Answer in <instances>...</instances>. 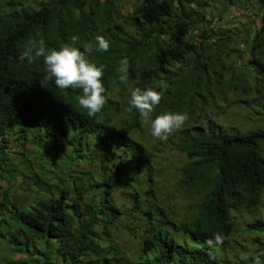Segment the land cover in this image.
Wrapping results in <instances>:
<instances>
[{
	"label": "trees",
	"instance_id": "16d2710c",
	"mask_svg": "<svg viewBox=\"0 0 264 264\" xmlns=\"http://www.w3.org/2000/svg\"><path fill=\"white\" fill-rule=\"evenodd\" d=\"M122 1L42 0L36 6L25 4L0 13V183L8 182L0 192V242L24 256L7 264H227L219 249L229 247L237 214L255 211L262 204L264 130L231 134L212 122L206 129L180 135L175 145L185 157L176 186L194 201V214L179 221L157 203L145 144L115 124L118 103L109 92L124 85L118 79L119 61L127 57L128 82H134V89L155 88L156 81L165 80L170 89L163 92L155 113H176L204 101L201 95L209 91L213 58L210 39L217 33L208 14L192 6L193 0H138L128 16L119 8ZM259 3L262 25L251 38L254 49L264 43V0ZM116 19L125 20L114 27ZM198 29L200 41L195 39ZM73 35L79 37L74 46L82 51L85 43L93 46L87 59L104 69L107 103L94 118L78 104L81 90L62 91L54 81L48 89L41 86L43 58L33 64L19 60L30 39H43L47 48L59 49L71 44ZM97 36L109 42L108 51L96 50ZM232 37L229 32L218 36L225 53ZM240 53L243 58V50ZM253 63L264 67L262 59ZM241 74L247 91L255 89L256 82L244 68ZM128 113L138 128L140 114L135 109ZM32 132H36L34 140L51 141L59 153L62 144L70 145L73 159L61 156L64 176L57 182L30 177L38 193L44 194L23 208L12 199L13 183L7 180L11 170L7 135L27 140ZM115 146L127 154L122 161ZM102 155L106 158L98 159ZM88 156L99 179L90 169L72 167V161L79 164ZM125 162L133 175L120 174ZM143 172L146 181L140 177ZM17 175H24V170ZM117 190L132 194L129 210L115 203ZM134 213L146 216L141 252L136 256L118 245L109 231L121 216L138 221ZM179 230L186 236L183 241L175 234ZM246 230L252 235L248 255L229 264H254L256 257L264 264V241L259 237L264 222L247 223ZM101 233L111 237L108 246L102 244ZM217 233L222 243L215 241Z\"/></svg>",
	"mask_w": 264,
	"mask_h": 264
},
{
	"label": "rangeland",
	"instance_id": "374dc122",
	"mask_svg": "<svg viewBox=\"0 0 264 264\" xmlns=\"http://www.w3.org/2000/svg\"><path fill=\"white\" fill-rule=\"evenodd\" d=\"M41 1L0 0V13L8 12L12 8L25 4L36 6ZM136 3L138 0H123L119 8L128 16ZM192 6L208 14L211 27L217 35L210 39L213 58L211 65H209V91H203L201 95V98L204 99L203 102L198 100L190 109L183 106L179 110L180 113H186L189 117L184 127L169 137L166 142L159 141L151 135L150 122L144 123L140 119L138 128L131 123L128 110L134 82L113 88L109 92L112 101L118 103L117 110L114 108L117 113L115 120L117 127L142 141L147 148V161L154 177L153 189L157 203L169 213L171 212L172 216L179 221L189 219L195 212L194 201L188 199L176 186V181L180 177V167L185 160L184 155L175 147L180 135L193 133L197 128L206 129L209 122L231 134L246 135L258 129L264 130V67L253 63L258 59H262L264 62V43L254 49L251 42L256 30L260 29L262 25L259 0H193ZM123 20L125 19H116L114 27L123 24ZM227 32L231 33L233 37L228 46V52L225 53L224 48L219 47L220 39L218 36L225 35ZM200 33L199 29L195 33L197 41L201 40ZM241 50L244 52L243 58H240L241 53L239 54V52ZM242 68L251 75L252 83L256 82L255 89L250 90V92L244 87ZM182 109H187V111H182ZM162 113L170 112L163 110L156 114L154 111L153 119ZM33 133L36 132H32L27 140L18 138L15 134L7 135L9 143L6 148V156L11 160L7 165V168H11L7 174V180L13 183L10 192L12 199L23 208L29 207L44 194L43 191L41 194L38 193V187L31 181L30 177H41L49 183L57 182L64 176L61 156L67 157L68 160L73 159L70 145L62 144L59 153V150L54 149L51 141L39 138L34 140L32 138ZM114 150L122 155L121 161L127 156L120 147L115 146ZM102 158H106V156L98 157V159ZM90 161V156L86 160L79 161V164L72 161V167L80 166L84 170L90 169L95 172V165ZM23 170L24 175H17ZM95 173L99 179L100 175ZM120 174L125 176L134 174L130 163L125 162L123 164ZM140 177L144 181L147 180L145 172L141 173ZM7 186L8 182L2 181L0 192ZM137 187L141 186L137 185ZM99 196L96 195L97 198ZM113 198L117 206L123 210H129L134 203V198L130 192L117 190L113 194ZM134 216L138 217L139 220L134 221L128 217H119L109 231L118 245L136 256L141 252L140 239L144 235L146 216L140 213H134ZM237 219L238 224L229 240V247L219 249L221 260L228 259L227 264L242 261L247 257V248L250 246L252 235L247 232L246 224L255 220L264 222V199L257 210L238 213ZM101 223L100 232L103 223H105L104 217H102ZM101 234L102 244L108 246L111 237ZM175 234L179 241L186 239L183 231H176ZM259 237L264 241V234L259 235ZM11 259L18 261L24 259V256L18 252H13L8 244L0 242V264H7Z\"/></svg>",
	"mask_w": 264,
	"mask_h": 264
},
{
	"label": "clouds",
	"instance_id": "9594fccd",
	"mask_svg": "<svg viewBox=\"0 0 264 264\" xmlns=\"http://www.w3.org/2000/svg\"><path fill=\"white\" fill-rule=\"evenodd\" d=\"M71 44H63L59 49L47 48L45 41L30 39L19 56V60H27L29 64L43 58L44 76L40 80L41 86L48 89V84L54 81L55 86L62 90H81L82 94L76 99L81 108L85 109L88 117H96L107 103L106 88L103 83L104 69L87 59L93 51L91 44H83V51L74 45L79 42V37L71 36ZM96 50L101 53L108 51L110 44L103 36L96 37ZM129 62L127 57L119 61L117 68L118 79L121 83H128ZM163 91H157L156 89ZM170 85L165 80L155 82V88L145 90L135 88L131 92L129 111L137 110L142 122H150L151 135L166 142L169 137L179 132L188 120L186 113H162L153 119V112L163 99V92L168 91ZM215 241L222 243L220 234H215ZM254 264H261L256 257Z\"/></svg>",
	"mask_w": 264,
	"mask_h": 264
}]
</instances>
